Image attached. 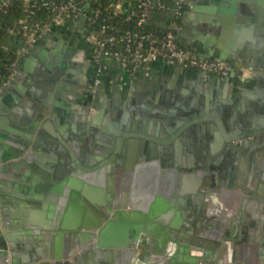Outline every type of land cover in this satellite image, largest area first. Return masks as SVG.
<instances>
[{
    "label": "water",
    "instance_id": "95a60500",
    "mask_svg": "<svg viewBox=\"0 0 264 264\" xmlns=\"http://www.w3.org/2000/svg\"><path fill=\"white\" fill-rule=\"evenodd\" d=\"M166 1L171 3L174 0ZM189 2L185 0L184 4ZM198 2L207 3L206 8L213 14L198 20L193 17L191 23L201 30H218L222 37L225 36L218 12L214 14L216 0ZM181 11L182 8L173 25L175 30ZM165 13L169 23L172 12L167 9ZM182 41L200 56L226 60L229 65L226 76L235 72L236 44L230 46L228 42L229 45L223 43L217 47L211 45L199 49L188 40ZM47 54L50 58L47 56L40 61L41 70H33L26 62L17 69L16 77L25 69L33 71L32 78L37 84L25 90L23 96L15 95L7 111H0V127L5 128V132L0 130V264H47L45 259H50V264H94L95 259L100 264H134V256L142 261L141 264H157L161 257L160 264H228L227 260L246 243L245 231L240 230L242 220L234 218L232 214L236 213L239 203H225L222 221L219 217L196 221L182 211L176 217L172 216L177 203L173 198H169L168 202L158 195L157 182L163 177V174H158L159 163L155 159L137 163L131 186L120 190L115 188L116 184L114 186L118 175L114 176L111 169L114 163H122V156L118 155L115 160L114 152H122L128 140H137L130 138V135L140 133L137 125H142L143 122L139 120L143 118L146 123L143 134L151 140L141 142L160 150L178 146L179 138H182L185 146L191 143L194 150L209 149L211 158L222 155L225 160L223 170L234 181L236 177L241 178L238 170L242 169V162L251 151L254 166L259 169L264 165L262 156L258 158L255 155L256 152H264V103L261 110L248 109L244 96L243 99L236 95L225 96L224 89L230 88V85L224 83L218 94L213 93V89L206 90L204 86H208V81L216 79L214 74L205 76L203 71L193 70L195 81H191V85L189 83L192 93L185 89L189 86L183 85L169 97L157 93L152 96L150 89L140 91L135 96L128 95L127 98L124 94H118L120 98L117 102L123 106L125 101L128 107L120 112L118 121L112 124L110 129L114 135L104 141V137L101 134L98 137L96 133L97 139L86 141L87 145L97 149L98 155L90 154L83 162L73 156L72 159L62 158L61 155L56 156V152H46L48 148L58 151L63 147L50 122L52 118L59 131L64 129L59 125L64 116L58 112L57 103L64 98L69 104H81L80 116L85 118L86 111L99 98L90 96L88 99L83 90L76 93L71 89L72 83L86 81L88 65L85 67L81 61H76L75 55L62 53L59 45ZM85 59V62L92 59L97 64L96 69L91 71H97L99 65L102 70L109 71L116 63L122 76L136 72L130 64H121L114 55L95 58L92 54L89 60ZM167 59L179 63L182 71L185 70L183 63ZM143 65L144 62L137 68ZM91 76L89 84L94 83V76ZM218 77L222 79V75ZM84 83L88 86L87 82ZM9 89L7 85L0 89V100L5 101ZM63 92L67 95L59 99L57 95ZM145 106L148 108L145 109ZM17 107L21 108V114L16 111ZM129 108L135 110L133 118L127 110ZM141 110H146V113L142 114ZM156 112L165 115L163 117L176 118L173 120L175 125L167 128L168 135L167 131L160 137L151 134L154 131L153 122L160 119ZM262 113L263 118L260 117ZM131 120L133 124L127 123ZM63 134L70 140L69 132ZM106 136L109 137L108 134ZM141 147L145 149V145ZM133 148H130L131 151ZM104 151L107 152L105 156ZM62 166L63 173H58L57 169ZM14 170L15 181L6 182L3 178L6 172ZM30 170L36 173L35 177H31ZM171 186L172 183L164 185L160 191L166 193ZM17 197L22 198L19 203ZM9 199L19 204L18 213L12 207L3 205ZM43 201H48L46 214L58 221L52 222L50 240L44 236L42 224L37 223L34 215V212L38 215L43 210ZM27 204L36 207V210L29 211V215L25 209ZM188 222L191 225H187ZM27 223L31 226L36 224L35 229L26 228ZM257 226L264 233V224ZM19 227L20 231L11 230ZM17 233L24 234L21 246H15L13 240ZM210 233L214 237H207ZM220 233L222 236H219ZM47 240L49 246H46ZM113 248L119 249L125 256L118 257V251H113Z\"/></svg>",
    "mask_w": 264,
    "mask_h": 264
},
{
    "label": "crops",
    "instance_id": "0c3cea01",
    "mask_svg": "<svg viewBox=\"0 0 264 264\" xmlns=\"http://www.w3.org/2000/svg\"><path fill=\"white\" fill-rule=\"evenodd\" d=\"M216 2L217 8L215 9L214 14H216V11L218 12L217 14L220 23L223 24L226 31L225 36L222 37L218 30H201L198 26L191 23L190 19L193 17L198 20L200 17L212 16L213 13L209 12L206 8L208 5L207 3L198 2V0H190L189 3L183 5L181 14L178 18L179 21L176 30L177 38L185 45L187 44L182 40H188L192 45L197 46L199 49L211 45L217 47L223 43L228 44V42L230 46L233 43L236 44V51L238 54L234 59L236 63L235 72L232 75H224L223 80L219 77L216 78V75H214V78L216 79H210L208 81V86L205 85L204 87L206 90L213 89V93L218 94V91L222 89V83L230 85V88L226 87L224 89L225 96L231 97L236 95L241 98L244 96L243 98H245L246 108L254 109L255 111L261 110L263 109V106L261 105L264 103V0H216ZM167 23L168 17L164 9L155 8L148 16L147 24L155 30L163 29L166 27ZM6 44L8 46L17 47L21 50L22 54L21 58L16 61L15 69L8 82L4 85L10 87L5 94V101L0 100V111L4 112L5 110H8L7 107H9L11 99L16 98L15 95L18 97L23 96L25 90H30L29 88L32 85L37 84L32 78L33 71L31 72L25 69L23 73L18 75V77L15 76L17 69L25 62L26 65L33 70H41L40 61H44V58L47 56L50 58V55L47 53L54 50L56 46L59 45L62 48V53L75 55L76 61H81L82 65L86 67L90 64L89 59L93 49V42L90 39L89 30L85 26L82 17L71 20L61 19L54 21L39 30V32L34 33L28 42L22 41L15 34H9L6 38ZM85 58L89 61L85 62ZM62 59L64 58L62 57ZM138 66L139 65L132 67L136 71L135 73H125V75L122 76L119 66L116 63L112 64L111 69L105 71L107 77L101 83L102 87L100 89V95L98 97L94 95V97L99 99L94 102L88 111H86L85 118H81L80 116L81 104H69L67 101H64L63 96L67 95L65 92L57 95L59 99L63 98V101L58 102L56 105L58 112L64 116L59 125L64 127L62 130L64 133L69 132L71 134V138L70 140L67 139L63 132L59 131L57 123L50 118L51 125L57 132L59 141H61L63 147L58 149V151L48 148L46 152L53 151L56 152V156L61 155L62 158L66 157L72 159L73 156L79 161H87L90 154H98L96 148L93 146L90 147L86 144L88 139H97L99 134H101V136L104 137L102 140L107 141L111 135H114V131L110 128L112 124H114V121H118V118H111V116L108 115L111 93H115L116 96L118 94H124V97L127 98L128 95L135 96L140 91L150 89L152 96L157 93L162 97H169L172 92L182 88L183 85L189 86L191 81H195L193 70H198L184 65L185 70L182 71V67L179 66V63L170 61L164 56L149 59L144 62L143 66L137 68ZM204 75L209 76L206 73ZM212 75L213 74L210 76ZM87 77L90 80L89 71ZM11 81L14 83L12 84ZM186 81L188 82V85ZM72 84L71 89L74 92L76 91V93H79L81 90L80 82ZM189 88L186 87L185 89L189 90V93H192V89ZM111 89L112 92H110ZM119 98L120 97H118V99ZM118 99L116 101H118ZM17 101L21 102L19 99H17ZM17 108L18 110L16 111L21 114V108ZM146 108L148 107L145 106V109ZM124 109L125 107L120 109L121 112ZM127 110L129 113L132 111L131 108ZM73 115L74 117H72ZM261 115L262 116L260 117L263 118V113ZM158 117L160 119H156L153 122L154 131H152L151 134L160 137L167 131L166 134L168 135L169 130L167 128L175 125V122H173L175 117ZM127 123L133 124V121L131 120ZM6 125L10 126L8 123ZM144 125L146 126V123L144 122L140 126L137 125L138 131L142 134L138 133L137 135H130V138H136L140 141H150L151 138H147V136L143 134L146 132V130L143 129ZM0 130L5 132L4 126H1ZM100 131L103 133H99ZM96 133L98 134V137L95 136ZM107 134L109 137L106 136ZM172 150H174L173 147L171 151ZM256 156H262V163L264 162V152L257 153ZM63 166L60 167V169H57L58 173H63ZM256 168L257 170H255L254 176L256 177L258 187L256 188V194L254 195L258 198H252L249 203H245L244 205L237 204V215H233L234 218L242 220L240 230L241 232L242 230L245 231L244 235H246L244 237L246 243L245 246L243 243L242 247L236 250L231 258L227 260V263L229 262L228 264H264V233L259 230V227L257 226V224H264V182L262 181L264 179V165L259 169L258 167ZM14 172L15 170L9 173L6 172V175L3 177L6 182L9 183L15 181L16 174ZM30 174L31 177H33V175L35 177L36 173H33V171L30 170ZM21 199L22 198H18L16 201L19 203ZM18 203H16L14 199H9V201H5L3 205L12 207V210L18 213ZM42 203L43 210H41L38 215L36 214L37 212H34V215L37 223L39 222L42 224L43 228H41V230H43L44 236L46 239L49 238L48 240H50L52 222H56L57 220H53L52 217H49L46 214L48 201H43ZM26 206L25 209L27 215H29L30 210H36V207L28 204ZM224 208L225 207L222 204V209ZM58 209L61 210V208ZM200 221L203 222L202 219ZM245 223L247 224L245 225ZM250 223L253 225L251 226ZM35 225L36 224L33 223V226H31L27 223V226L25 227L27 228L29 226L28 229H35ZM187 225H191V223L188 222ZM20 229L21 228L19 227L12 228L11 230L20 231ZM26 235L27 232L25 233V236ZM155 235L157 236L158 233L155 232ZM23 236V233H17L13 236V240L16 243L15 246H21L22 240L24 239ZM48 240L46 241V246H49ZM113 251H118V257L122 258L125 256L123 252H119V249L113 248ZM132 259L134 264L142 263V261L136 256ZM222 259L223 263L224 258ZM45 261L47 264H50V259H45ZM95 261L96 259L94 260V264H100ZM161 261L162 257L157 261V264H160L159 262ZM91 264L93 263L91 262ZM111 264L113 263L111 262Z\"/></svg>",
    "mask_w": 264,
    "mask_h": 264
},
{
    "label": "flooded vegetation",
    "instance_id": "af4514ba",
    "mask_svg": "<svg viewBox=\"0 0 264 264\" xmlns=\"http://www.w3.org/2000/svg\"><path fill=\"white\" fill-rule=\"evenodd\" d=\"M95 67H97V64L91 59L88 65V71L94 76V83L89 84L88 77L86 81H84L88 83V86L84 82H80V89L83 90L88 99L90 96L93 97L96 95L98 97L100 95L101 83L107 77V74L102 70L100 65L97 71H91L93 69L95 70ZM91 75L90 79L92 77ZM214 75L218 78L220 74ZM224 75L225 74H222V80L224 79ZM92 87L94 88L93 93L90 91ZM110 92H112V89ZM118 97L119 96H116L115 93H111L110 95L108 115L111 116V118H118L119 114H121L120 109L128 107L125 101L122 103L124 104L123 106L120 105L119 102L116 101ZM141 113L145 114L146 110H141ZM157 113L158 112H156V114ZM134 114L135 110L133 111L132 109L130 117L133 118ZM158 114L161 117L165 116H162L160 112ZM139 121L144 122L145 120L142 118ZM201 138L200 141L203 139ZM208 138L210 139V137ZM179 140L178 146H172L174 148L172 151V147H164L159 150L157 147L150 148L147 143L141 142L138 139L128 140L122 152L117 150L114 152L113 158L115 160L118 155L122 156V163L120 165L114 163L111 169L114 176L118 175L116 179L117 182L114 183V186L116 184L115 188L120 190L129 188L132 182L131 178L134 176L133 172L136 164L155 159L159 163V176L163 174V177L157 182V189H159L158 195L167 199L168 202H170L169 198L170 200L173 198L174 202L177 203V208L173 210L172 216L176 217V215L182 211V213L186 215H191L193 220L196 221L201 219L205 221L206 219L218 217L220 221H222V211L225 210L222 209V204L225 205L226 202L231 201L239 204L242 202L249 203L252 198L255 197L254 194H256V188L258 186L254 172L257 168L254 166V161L252 159V155L254 154L252 151L244 158L242 162L244 166H241L242 169L238 170L241 172V178L236 177L233 181L223 170V162H225V160L224 158L222 159V155L218 154L211 158V151H209V149L208 151L195 149L197 150L195 151L190 145V142V144L185 146L182 138H179ZM202 144L207 146L206 142ZM142 145H145V149L143 150L141 147ZM130 148H133L134 151H131ZM105 153L107 152L104 151L103 156H105ZM255 154L257 155V152ZM167 182L172 183V186L168 190L166 189V193H164L162 190L160 191V189H163L162 187L164 185L167 186L170 184ZM173 195L174 197H172ZM182 207L184 208L183 210ZM232 214L236 215V213ZM221 234L222 233H220L219 236H222ZM209 236L214 237L212 233L209 235L207 234V237ZM215 261L218 262L219 258Z\"/></svg>",
    "mask_w": 264,
    "mask_h": 264
},
{
    "label": "built area",
    "instance_id": "2783aa9c",
    "mask_svg": "<svg viewBox=\"0 0 264 264\" xmlns=\"http://www.w3.org/2000/svg\"><path fill=\"white\" fill-rule=\"evenodd\" d=\"M184 2L185 0H174L171 3L166 0H139L136 5V9L138 10H136L134 6H129L126 2H118L116 8L122 12L128 11L129 15H137L138 23L144 21L147 23L149 14L155 8L164 10L170 9L172 18L166 27L158 31L149 26L150 28L146 30L131 31L128 29L121 34L113 32L105 33L104 31L108 25L103 24L100 28L102 35L99 36L89 31L90 39L93 42L94 57L98 58L101 55H114L121 64H130L131 67H135L149 59L164 56L181 62L187 67L201 70L206 74H226L229 69L226 60L200 56L177 39L176 30L173 25L176 24L177 13L183 7ZM83 9L84 8L78 1L64 0L63 3L57 7L54 21L63 19L62 14L63 11L66 10L73 13L72 19L78 17L84 19L85 12ZM23 27H26V24H24ZM37 32H39V30L32 32L26 41L28 42L31 36ZM15 63L11 74L15 69ZM11 74L0 83V89L8 82ZM90 91L93 93L94 88L92 87Z\"/></svg>",
    "mask_w": 264,
    "mask_h": 264
},
{
    "label": "trees",
    "instance_id": "16d2710c",
    "mask_svg": "<svg viewBox=\"0 0 264 264\" xmlns=\"http://www.w3.org/2000/svg\"><path fill=\"white\" fill-rule=\"evenodd\" d=\"M64 0H0V83L7 79L13 70L14 63L21 58V50L8 46L6 38L15 34L22 41L29 35L51 24L55 20L56 10ZM68 1V0H66ZM78 1L84 8V24L89 31L102 35L100 28L108 25L105 33L121 34L125 30H146L150 28L144 21L138 23L137 15L116 8L118 2L136 5L139 0H72ZM130 8V7H129ZM138 10V9H136ZM73 13L63 11V19L71 20ZM26 24V27L23 25ZM27 42V41H26Z\"/></svg>",
    "mask_w": 264,
    "mask_h": 264
}]
</instances>
